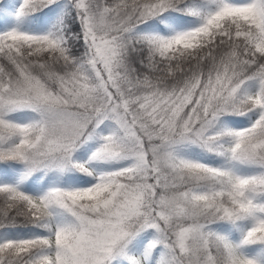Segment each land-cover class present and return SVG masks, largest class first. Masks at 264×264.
Listing matches in <instances>:
<instances>
[{
  "label": "snow or ice",
  "instance_id": "1",
  "mask_svg": "<svg viewBox=\"0 0 264 264\" xmlns=\"http://www.w3.org/2000/svg\"><path fill=\"white\" fill-rule=\"evenodd\" d=\"M0 264H264V0H0Z\"/></svg>",
  "mask_w": 264,
  "mask_h": 264
},
{
  "label": "trees",
  "instance_id": "2",
  "mask_svg": "<svg viewBox=\"0 0 264 264\" xmlns=\"http://www.w3.org/2000/svg\"><path fill=\"white\" fill-rule=\"evenodd\" d=\"M8 2H11V0H8Z\"/></svg>",
  "mask_w": 264,
  "mask_h": 264
}]
</instances>
